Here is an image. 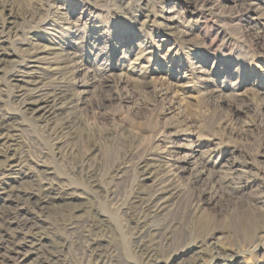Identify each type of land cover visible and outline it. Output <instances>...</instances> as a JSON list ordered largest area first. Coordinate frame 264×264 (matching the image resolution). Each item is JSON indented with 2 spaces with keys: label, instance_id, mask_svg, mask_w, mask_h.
Instances as JSON below:
<instances>
[{
  "label": "rangeland",
  "instance_id": "374dc122",
  "mask_svg": "<svg viewBox=\"0 0 264 264\" xmlns=\"http://www.w3.org/2000/svg\"><path fill=\"white\" fill-rule=\"evenodd\" d=\"M7 14L0 112L26 169L0 181V216L26 211L41 240L23 246L17 226L0 221V264H40L49 250L59 251L56 264H82L76 230H62L59 217L70 214L77 227L94 212L105 226L102 247L124 264L199 256L201 264H264V233L254 239L243 229L254 221L256 232L264 229V0H0V22ZM27 66L38 82L31 90L61 85L70 96L47 124L18 109L13 77ZM67 122L76 125L59 139L45 132ZM126 152L162 163L178 192L150 218L180 222L175 238L147 261L133 252L123 202L132 187L147 191L157 179L129 163L108 178ZM82 163L94 168L95 184L76 171ZM44 177L68 200L15 201Z\"/></svg>",
  "mask_w": 264,
  "mask_h": 264
},
{
  "label": "bare ground",
  "instance_id": "6f19581e",
  "mask_svg": "<svg viewBox=\"0 0 264 264\" xmlns=\"http://www.w3.org/2000/svg\"><path fill=\"white\" fill-rule=\"evenodd\" d=\"M6 16H7L6 18H5V16H3L2 21L0 22V34H3L5 32V29L7 27V25H6L7 20L10 19L9 17L11 15L7 14ZM8 54H9V52L7 50H5V48L3 47V43L0 40V65L2 64V62L6 61V59H7L6 56H8ZM33 58L34 57H32L30 59L29 63H37L38 62L37 58L32 60ZM32 68L33 67L27 66L28 70L17 69L18 75L13 77L14 81L16 82L15 93H17V95L15 94V98L19 102V105H18L19 108L18 109H19V111H21V113L30 115V118L35 120V121L40 120V121L46 122L45 124H47L48 123L47 119L49 120V118L53 114H55V111L57 110V108H56L57 103L64 100V99L69 98L70 96L68 94V91L65 90L64 87L61 85L50 87L49 90H45L44 92L40 91L39 93H37L35 90H31L30 87H34V86L38 85L37 79H35V77H34L35 71L33 72ZM17 82H19V83H17ZM1 113H3V112H0V159H2V162L0 164L2 166L0 168V181H3L7 175H12V173L16 172V170H19V169L23 170V168L26 169V167H25L26 164H24V162L22 161L21 158H16V156H15L17 150L15 148H13V146H14L13 142L16 141V140H13V136L11 133L13 127L9 123L10 122V120L8 119L9 117H7V115H2ZM73 123H74V125H76V122H73ZM73 123L71 122V124H70L67 122V123L63 124L62 127L55 128V129L54 128L49 129L47 126L48 129L45 132H47V135L49 136V138L56 140V139H59V137L66 134L70 129H72L74 126ZM43 131H44V129H43ZM91 138L92 137H90V140H91ZM63 141L64 140H62V142ZM130 142L129 141L127 142V147H131ZM56 143H58V142H56ZM17 147H18V145H17ZM74 160H75V158H74ZM155 162H154V160L149 159L147 156H143V155L137 156L136 155L135 157H133V153L126 152V153L121 154L112 163V165L109 169V173L107 175L108 178L112 179L118 172H120L122 170V167L125 164L129 163L128 165H131L133 167V169L136 171V174L141 176V178H144L146 176H150V177L155 176V178L157 179L155 184L152 186V188L150 190H147V191H142L138 185H135L134 187H132L128 196L125 198V200L123 202L124 214H125L127 220L129 221V232L132 235V239H133L132 240L133 252L146 261L150 260V258H152V257H155L156 252L159 250V248L167 245L170 241L174 240L175 231L178 228V226L180 225V222L176 221L174 218L173 219H169V218L164 219L158 225H154V224H152V222H150V218L153 214H156V213L160 214V212L165 210L167 205L172 200L177 198V196H178V192H177L176 188L173 186L171 180L169 178H164V176H161V174L164 172V169H165L164 166L161 165L162 163L159 164V163H157V162L155 163ZM76 171L79 172V174L80 173L84 174L85 175L84 177H86V179H88L90 182L93 181V177L96 175V173L94 172V168L89 169V168H87L86 164H84V163L78 165L76 167ZM25 175L29 176L28 174H25ZM34 178H36V177H34ZM95 183L96 182L93 181V184H95ZM31 191H32L31 193L25 192L23 194L15 195L14 196V198L16 199L15 201L22 203L21 205H26V204L30 205L29 197H35V200H36L35 203H37V205L38 204L42 205V204L52 203L56 200H64L65 198L68 197V196L64 197L65 195H63V193L59 189V186L56 185L54 182L50 181L49 179L45 178V177L38 179V180H34V182H32V184H31ZM235 191H238L237 188ZM211 192H213V191H211ZM114 193H112V190H109V193H107V194L112 197ZM223 194H224V192H223ZM114 197H115V195H114ZM191 197H192L191 202L189 201V203H187L185 205L186 206L185 209L189 208V210L193 211L196 208L195 207V205H196L195 201L198 200L199 196L193 195ZM66 200H68V198ZM69 201H66V202H69ZM20 209H22V208H20ZM74 210H75V208H74ZM183 213L185 214V212H183ZM94 215H95V212H94V214L90 213L87 216V218L82 219L78 224H76L77 227H75L74 226L75 224L72 223V220H71L72 216L70 214H60V217H59L60 228H62V230L67 229V231L70 229L72 230V228H74L76 230L75 239L79 245V249H82V251L80 250L81 251L80 259H81L82 264H124V263H122V261L119 260V258L116 255L113 254V251L110 248L102 247V244L100 243L101 238H100L99 234H101L102 231L104 230V229L102 230L103 221L98 220V218ZM0 221L3 223H7L9 225L13 224V225L17 226L16 228H18V230L20 231V233L22 235L21 241L24 242L22 244L23 246H25V245H27L29 247H33L34 245L40 246V240H41L40 233L41 232L38 230V228H37L38 226H36L37 224H35L33 218L30 217L26 213V211L20 212L19 210H13V211L6 212L0 216ZM239 222H241L239 226L242 228L243 223H242V221H239ZM184 223H187V222L185 221ZM254 224H255V221L249 222L248 226L243 227V229L247 230L248 234H250L249 237H253L254 239H256V238H258V234L260 235V233L261 234L264 233V229H260V231L258 233L255 231L256 228L254 229V227H255ZM199 226H200V222H199ZM204 226H203V228H204ZM186 227H188V226H186ZM128 235H129V233H128ZM250 240H251V238H250ZM68 242H70V241H68ZM69 244H71V242ZM15 245L18 247L22 246L20 244L19 245L15 244ZM168 246L170 247V245H168ZM39 252H41V251H39ZM58 253H59L58 250L47 251L46 253H44L42 255V262H40V264H56L55 262L58 260ZM210 254H211L210 256L212 259L217 258L220 255L218 248H213L212 251H210ZM60 255H62V254H60ZM120 258H121V256H120ZM201 261H202L201 256L195 257V259L193 261H191L190 264H201L200 263Z\"/></svg>",
  "mask_w": 264,
  "mask_h": 264
}]
</instances>
